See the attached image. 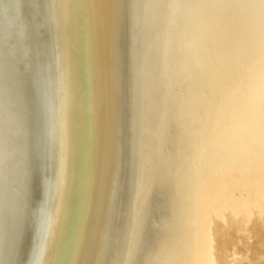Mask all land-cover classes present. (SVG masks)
<instances>
[{
    "label": "bare ground",
    "instance_id": "6f19581e",
    "mask_svg": "<svg viewBox=\"0 0 264 264\" xmlns=\"http://www.w3.org/2000/svg\"><path fill=\"white\" fill-rule=\"evenodd\" d=\"M263 124L264 0H0V264H264Z\"/></svg>",
    "mask_w": 264,
    "mask_h": 264
},
{
    "label": "rangeland",
    "instance_id": "374dc122",
    "mask_svg": "<svg viewBox=\"0 0 264 264\" xmlns=\"http://www.w3.org/2000/svg\"><path fill=\"white\" fill-rule=\"evenodd\" d=\"M261 122V121H260ZM263 126H264V124H263Z\"/></svg>",
    "mask_w": 264,
    "mask_h": 264
}]
</instances>
